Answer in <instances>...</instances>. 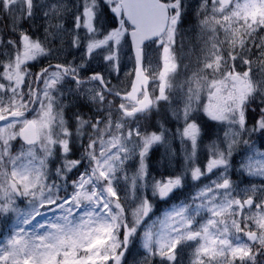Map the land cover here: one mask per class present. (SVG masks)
<instances>
[{"label":"snow or ice","instance_id":"6c2138e0","mask_svg":"<svg viewBox=\"0 0 264 264\" xmlns=\"http://www.w3.org/2000/svg\"><path fill=\"white\" fill-rule=\"evenodd\" d=\"M0 264H264V0H0Z\"/></svg>","mask_w":264,"mask_h":264},{"label":"rangeland","instance_id":"374dc122","mask_svg":"<svg viewBox=\"0 0 264 264\" xmlns=\"http://www.w3.org/2000/svg\"><path fill=\"white\" fill-rule=\"evenodd\" d=\"M137 247H139V246H137ZM140 257H136V259H139ZM129 260L131 261L132 260V257H129Z\"/></svg>","mask_w":264,"mask_h":264}]
</instances>
